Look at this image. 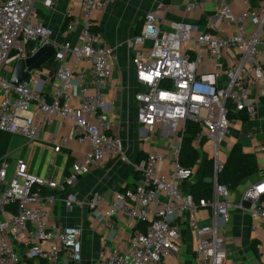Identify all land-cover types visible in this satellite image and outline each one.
Instances as JSON below:
<instances>
[{
	"label": "built area",
	"instance_id": "obj_1",
	"mask_svg": "<svg viewBox=\"0 0 264 264\" xmlns=\"http://www.w3.org/2000/svg\"><path fill=\"white\" fill-rule=\"evenodd\" d=\"M36 1L0 0V135L31 144L59 120L73 128L75 142L85 144L87 150L81 160L66 163L67 173L60 181L31 173L23 147L0 156V264H82L83 229L51 225L48 207L71 210L81 204L99 217V207L108 197L113 213L145 229L132 233L125 246H102L85 264H164L186 243L185 230L191 232L194 244L191 264H224L222 226L230 221V209H242L249 202V215L264 219L260 206L264 181L246 189L236 205L227 200L230 191L216 181L223 164L219 147L230 127L240 122V115L252 117L256 102L264 99L259 49L264 0H239V14L226 0H193L185 5L187 13L201 3L217 6L221 23L233 29L230 36L195 32L184 21L171 22L165 29L157 12L145 13L139 33L126 42L136 82L131 107L139 130L155 136L168 150H157L132 164L139 175L132 188L110 195L92 191L82 202L74 189L92 167L107 160L126 161L124 141L116 134L119 123L111 118L114 103L102 92L120 50L105 42L93 22L97 12L116 0H78L80 18L67 13L57 35L34 19ZM52 1L43 4L50 7ZM248 21L254 25L250 35ZM78 25V39L67 40ZM45 45L52 46L58 64L53 84L46 85L33 70L13 85L18 60ZM81 62L84 65L79 67ZM7 64H14L12 72L2 76ZM246 85L255 90L257 100L250 98ZM187 124L197 126V138H205L209 145L214 173L210 199L195 201L189 190L179 188L193 175L192 168L178 162ZM48 139L54 154L68 140L66 136ZM52 163L50 158L48 164ZM162 165L171 166L167 177L161 176Z\"/></svg>",
	"mask_w": 264,
	"mask_h": 264
},
{
	"label": "crops",
	"instance_id": "obj_2",
	"mask_svg": "<svg viewBox=\"0 0 264 264\" xmlns=\"http://www.w3.org/2000/svg\"><path fill=\"white\" fill-rule=\"evenodd\" d=\"M192 1L116 0L94 15L95 29L102 35L107 44L118 45L120 50L118 64L114 67L113 75L102 92L108 101L114 103L115 112L111 118L119 123L116 134L124 141L126 161L121 159L107 160L92 167L74 189L81 202L86 200L92 191L110 195L124 187L132 188L139 179V175L132 165L137 163L138 154L147 155L162 150L159 148L158 141H155V136L147 135L139 130L131 107V97L135 92L136 82L126 42L137 34V25H140L139 29H141L145 13L157 12L165 29L169 28L171 22L184 21L192 25L195 32L206 30L222 36H230L233 33L232 28L221 23L217 15V6L213 4L201 3L199 9L189 13L185 12V5ZM226 2L235 14L241 13L242 6L239 0H226ZM167 5L171 6L169 11L164 10V6ZM67 13H72L74 19L80 18L81 7L78 0H53L50 7H46L43 0H37L34 4V19L38 23L53 29L55 35L61 30ZM253 29V23L248 21L247 32L249 35ZM79 32L80 26L78 25L76 31L69 34L66 39L76 41ZM260 41V60L264 64V28ZM83 65V62L79 63V67ZM57 68L58 64L52 57L38 70L46 85L53 84ZM246 86L250 98L257 100L255 90L248 85ZM240 118L239 123L230 127L219 147L221 161L223 163L226 160L233 145L240 143L244 153L255 155L258 171L243 179L234 190L229 192L227 200L232 205L239 203L246 189L264 181V99H259L256 102L255 113L252 117L246 118L240 115ZM3 136L8 137L7 139L10 138L7 135H0L1 145L4 144ZM50 136L57 140L63 136L68 138L66 145L59 154H54L53 146L48 142ZM197 137L193 139L192 145L198 149L200 156L203 155V162L198 166L199 157L192 168V177L179 185L182 191H190L192 184L202 177L205 161L210 158L209 145H207L205 138L200 137L201 139H199ZM201 143L203 149L200 148ZM21 145H23L22 155L28 163L31 173L40 176L46 175L58 181L62 180L67 173L66 163L81 160L87 150L85 144L75 142L73 128L70 125L61 124L59 120H56L41 133L39 141L31 144L24 142ZM205 149L208 154L204 151ZM50 158L53 159L51 165L48 164ZM160 169L163 171L166 166L162 165ZM109 200L108 197L105 203L99 207V217H94L90 210L81 204L71 210H66L60 205L48 207L51 225L59 227L79 226L83 229L84 262L82 264L93 259L102 246L114 244L125 246L132 233L144 230V225L137 224L118 212L113 213ZM260 206L264 207V195L261 197ZM247 209L244 205L242 209L236 207L230 209V221L222 226L226 249L224 264H264V219L251 217ZM200 216L205 217L204 212ZM209 222L210 220L202 221L206 224ZM185 235L186 243L182 245L177 254L174 253L171 258L166 259L164 264L192 263L194 244L191 240V232L185 230Z\"/></svg>",
	"mask_w": 264,
	"mask_h": 264
},
{
	"label": "trees",
	"instance_id": "obj_3",
	"mask_svg": "<svg viewBox=\"0 0 264 264\" xmlns=\"http://www.w3.org/2000/svg\"><path fill=\"white\" fill-rule=\"evenodd\" d=\"M139 27L140 25L136 26L137 34L140 31ZM244 121L243 119V122ZM198 132L197 126L193 124L186 125L178 157V162L182 167L193 168L200 157L198 149L192 145V141L197 136ZM7 138L8 137H6V139ZM145 157L146 155H144V153H139L136 162H139ZM257 171L258 163L255 155L244 153L241 144L236 143L230 149L226 160L222 164V169L217 173L216 181L219 185L225 186L226 189L232 191L243 179L253 175ZM213 178V162L211 158H207L204 164L202 177L195 181L190 188V194L195 201L210 199L212 197Z\"/></svg>",
	"mask_w": 264,
	"mask_h": 264
},
{
	"label": "water",
	"instance_id": "obj_4",
	"mask_svg": "<svg viewBox=\"0 0 264 264\" xmlns=\"http://www.w3.org/2000/svg\"><path fill=\"white\" fill-rule=\"evenodd\" d=\"M26 59H20L15 64V67L11 76V83L18 85L22 83L33 70H39L46 62H48L54 56V49L51 45H45L40 48L33 56L29 53L26 55ZM243 205L246 208L250 207L249 202H244Z\"/></svg>",
	"mask_w": 264,
	"mask_h": 264
},
{
	"label": "rangeland",
	"instance_id": "obj_5",
	"mask_svg": "<svg viewBox=\"0 0 264 264\" xmlns=\"http://www.w3.org/2000/svg\"><path fill=\"white\" fill-rule=\"evenodd\" d=\"M13 66H14V64H7V65H5L4 68L2 69L1 75L2 76H4V75L9 76L10 73L12 72ZM0 139H1V137H0ZM4 139H5V142L2 145H1V140H0V145H1V147H0V156L3 155L4 153H6L7 151H14L15 149H18L20 147H23V145H21V144H24V141L23 140H20V139H17V138H13V139L12 138H9V139H6V136H3V140ZM154 139H155V141H157V138L156 137H154ZM158 145H159V148L160 149H162V150H168L167 147H165L163 144L159 143ZM200 148L203 149L202 143L200 145ZM21 150H22V148H21ZM204 151L206 152V154H208L206 149ZM202 162H203V155L200 156V159L198 161V166H200L202 164ZM170 167H171L170 165H167L166 166V169L161 172V176L167 177L168 174H169ZM178 256H180V255H178Z\"/></svg>",
	"mask_w": 264,
	"mask_h": 264
}]
</instances>
